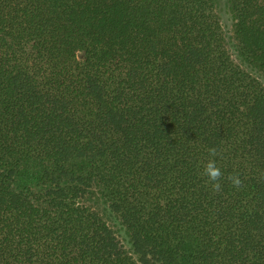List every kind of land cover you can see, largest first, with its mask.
Returning <instances> with one entry per match:
<instances>
[{
    "label": "trees",
    "instance_id": "16d2710c",
    "mask_svg": "<svg viewBox=\"0 0 264 264\" xmlns=\"http://www.w3.org/2000/svg\"><path fill=\"white\" fill-rule=\"evenodd\" d=\"M230 1L264 71V0ZM0 264H264V86L216 0H0Z\"/></svg>",
    "mask_w": 264,
    "mask_h": 264
},
{
    "label": "rangeland",
    "instance_id": "374dc122",
    "mask_svg": "<svg viewBox=\"0 0 264 264\" xmlns=\"http://www.w3.org/2000/svg\"><path fill=\"white\" fill-rule=\"evenodd\" d=\"M216 12L222 25L227 49L233 61L237 65L245 69L247 72L251 73L252 76L256 77L264 86V71L249 67L240 56L239 42L235 34L236 20L232 11L231 1L216 0ZM94 208L102 216L104 221H106V223L111 227L123 246L128 251H131L129 236L126 229L123 227L121 221L119 220V217L112 214L110 210L102 204H96L94 205Z\"/></svg>",
    "mask_w": 264,
    "mask_h": 264
},
{
    "label": "clouds",
    "instance_id": "9594fccd",
    "mask_svg": "<svg viewBox=\"0 0 264 264\" xmlns=\"http://www.w3.org/2000/svg\"><path fill=\"white\" fill-rule=\"evenodd\" d=\"M218 155V152L215 148L210 149V159L203 167L202 176L207 177V182L211 184V188L214 192L221 191L220 180L223 177L221 168L217 166L215 157ZM228 180L231 182L232 186L235 188H240L242 181L239 178V175L236 173L230 174Z\"/></svg>",
    "mask_w": 264,
    "mask_h": 264
}]
</instances>
